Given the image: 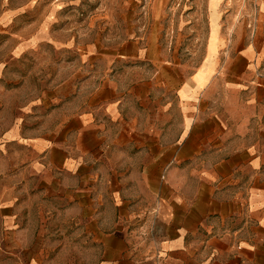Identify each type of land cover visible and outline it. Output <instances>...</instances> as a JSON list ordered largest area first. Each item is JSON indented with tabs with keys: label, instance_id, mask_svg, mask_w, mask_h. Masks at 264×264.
<instances>
[{
	"label": "crops",
	"instance_id": "0c3cea01",
	"mask_svg": "<svg viewBox=\"0 0 264 264\" xmlns=\"http://www.w3.org/2000/svg\"><path fill=\"white\" fill-rule=\"evenodd\" d=\"M205 38L189 72L174 62L173 84L140 65L109 69L125 51L84 56L76 92L69 81L29 137L41 178L30 207L42 208L29 212L77 218L95 264H264L262 56L248 44L234 48L245 61H216L212 12ZM2 241L0 264H20Z\"/></svg>",
	"mask_w": 264,
	"mask_h": 264
},
{
	"label": "rangeland",
	"instance_id": "374dc122",
	"mask_svg": "<svg viewBox=\"0 0 264 264\" xmlns=\"http://www.w3.org/2000/svg\"><path fill=\"white\" fill-rule=\"evenodd\" d=\"M211 12L221 37L216 61H245L234 48L251 44L264 66V0H0V240L7 235L6 253H20V264L38 249L51 264H95L91 235L77 229V218L29 212L42 210L30 207L41 178L31 170L37 152L29 137L60 105L69 81L76 92L89 54L97 61L125 51L109 69L140 65L173 84L174 62L188 64L185 74L204 57ZM15 228L21 246L13 241Z\"/></svg>",
	"mask_w": 264,
	"mask_h": 264
}]
</instances>
